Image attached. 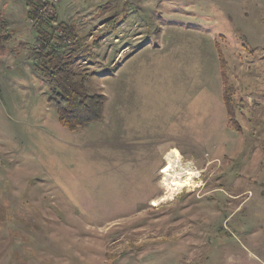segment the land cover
Returning <instances> with one entry per match:
<instances>
[{"label": "rangeland", "instance_id": "1", "mask_svg": "<svg viewBox=\"0 0 264 264\" xmlns=\"http://www.w3.org/2000/svg\"><path fill=\"white\" fill-rule=\"evenodd\" d=\"M47 2L50 65L106 100L62 127L26 0H0V264H264V0Z\"/></svg>", "mask_w": 264, "mask_h": 264}, {"label": "trees", "instance_id": "2", "mask_svg": "<svg viewBox=\"0 0 264 264\" xmlns=\"http://www.w3.org/2000/svg\"><path fill=\"white\" fill-rule=\"evenodd\" d=\"M51 9L52 4L47 2V0H26L27 19L36 22L38 26L36 33L39 35V41L42 42L40 43L42 53L39 56L37 55L44 63V65H41L43 66L41 72L53 86V93L49 97V102L56 108L59 124L69 131H75L92 121L101 119L106 99L98 94H86L81 90L82 88L70 80L68 71L61 69L57 65H50V61L48 60H50L54 52L46 45V42L49 40L42 36L43 32L39 29V26L43 24V15ZM50 23L56 24L55 16L50 18ZM54 26H50V28ZM223 83L225 84L226 82L223 81ZM223 97L226 106H228L227 102L229 99L226 98L225 91ZM230 114L228 112V117L233 122L234 119H232Z\"/></svg>", "mask_w": 264, "mask_h": 264}, {"label": "crops", "instance_id": "3", "mask_svg": "<svg viewBox=\"0 0 264 264\" xmlns=\"http://www.w3.org/2000/svg\"><path fill=\"white\" fill-rule=\"evenodd\" d=\"M223 110L225 112L224 103H223ZM186 112H187V117L184 114L181 116L179 115L176 119L177 131L180 128V129H183L185 132H187L186 130L189 128V131L192 132V130H191V126H192L191 125V116L187 110H186ZM225 115L226 114H222L220 117V119L223 122H225V118H224ZM170 121H173V120L170 119ZM200 121H201V118L198 120L197 125H199ZM123 124L127 127L126 129L128 130V135L134 136V135H139L141 128L143 126H148L149 121L142 119V115H140V114L131 115V116L128 115L126 117V119H124ZM200 128L202 129V132H200V133L207 134L208 130L210 129V124L206 123V120H204V122ZM190 144H191V141L184 138L182 141V147H183L182 150H180L177 146H171V147L164 148V149L159 148V147L152 148L149 146L151 149V150H148L150 153L149 155H151L150 159H151V161H155V159L157 158V160H158L157 165L158 166L156 167V169H161L160 167H161L162 162L166 163V158H167L169 152H171V151H176L180 154V158H186L187 159V157L183 154V151L185 152V151L191 150L192 146Z\"/></svg>", "mask_w": 264, "mask_h": 264}, {"label": "bare ground", "instance_id": "4", "mask_svg": "<svg viewBox=\"0 0 264 264\" xmlns=\"http://www.w3.org/2000/svg\"><path fill=\"white\" fill-rule=\"evenodd\" d=\"M176 157V156H175ZM179 157V156H178ZM177 158V157H176ZM166 164L167 166H172V157L171 156H167L166 158Z\"/></svg>", "mask_w": 264, "mask_h": 264}]
</instances>
